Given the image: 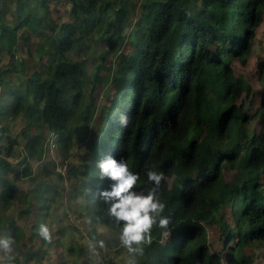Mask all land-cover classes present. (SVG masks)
Masks as SVG:
<instances>
[{
	"label": "trees",
	"instance_id": "obj_1",
	"mask_svg": "<svg viewBox=\"0 0 264 264\" xmlns=\"http://www.w3.org/2000/svg\"><path fill=\"white\" fill-rule=\"evenodd\" d=\"M263 21L264 0H0V264H125L99 199L109 155L145 194L163 174L169 234L138 264H264V88L236 71ZM105 244L118 262L95 258Z\"/></svg>",
	"mask_w": 264,
	"mask_h": 264
},
{
	"label": "clouds",
	"instance_id": "obj_2",
	"mask_svg": "<svg viewBox=\"0 0 264 264\" xmlns=\"http://www.w3.org/2000/svg\"><path fill=\"white\" fill-rule=\"evenodd\" d=\"M119 123L123 127H128V117L122 115ZM97 167L98 179L101 182L110 181L108 188L99 192V199L106 206L109 220L119 228L120 244L128 253L125 264H138L137 257L144 254L143 245L152 243L154 227L165 230V235L169 234L167 229L170 217L163 215L166 204L156 191L163 174L158 173L155 166L147 169L145 173L147 180L154 187L145 194L144 191L136 190L140 174L130 171L126 160L118 161L109 155L100 160ZM37 231L41 238L45 240L51 238V230L47 223L38 224ZM13 244L14 237L11 235L0 237V250L5 254L13 250Z\"/></svg>",
	"mask_w": 264,
	"mask_h": 264
},
{
	"label": "rangeland",
	"instance_id": "obj_3",
	"mask_svg": "<svg viewBox=\"0 0 264 264\" xmlns=\"http://www.w3.org/2000/svg\"><path fill=\"white\" fill-rule=\"evenodd\" d=\"M27 34H28V30L25 28L20 33L21 39L18 44L19 57L20 59H24L26 57L28 58V56L31 53L32 58L37 60L38 56H37L36 48H35L37 44H34V43H38L39 41L38 37H33V39L29 41L27 38H25ZM257 38L258 40L256 41L254 45L255 47H254L252 56L249 59L247 67H236V71L238 74H244L245 78L248 79L253 86H255V89L257 91H262L264 86L261 80L260 82L258 81V77H259V64H261V66L264 68V21L257 31ZM29 48H32V49L29 50ZM0 65L11 67L12 65H14V61H12L10 57L7 56V54L0 52ZM23 122H24V119L20 118L18 122H16V128H19V124L21 125ZM94 123H95V118L93 121V125ZM96 125L98 127L102 126V117L96 118ZM105 246L108 252L102 251L95 246L94 254L97 256L95 258H102V256H104L106 258H110V263L118 262L116 261L118 257L117 251L111 248L112 246L109 247L107 244H105ZM256 264H262L261 260L258 259Z\"/></svg>",
	"mask_w": 264,
	"mask_h": 264
}]
</instances>
